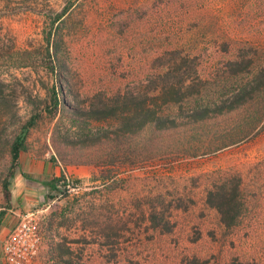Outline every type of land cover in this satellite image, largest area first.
I'll return each mask as SVG.
<instances>
[{
  "label": "rangeland",
  "instance_id": "obj_1",
  "mask_svg": "<svg viewBox=\"0 0 264 264\" xmlns=\"http://www.w3.org/2000/svg\"><path fill=\"white\" fill-rule=\"evenodd\" d=\"M2 4L0 82L20 123L34 110L39 117L12 178L9 158L0 159V211L4 222L33 214L43 236L40 264H264V0ZM66 6L54 59L50 17ZM248 84L260 90L240 108L163 131L117 136L113 119L45 111L55 88L64 105L83 111L124 96L159 105L177 98L159 114L182 122ZM172 85L190 95L161 97ZM93 135L102 139L83 143ZM63 173L83 190L49 193L46 184ZM236 182L242 210L225 227L206 195Z\"/></svg>",
  "mask_w": 264,
  "mask_h": 264
},
{
  "label": "trees",
  "instance_id": "obj_2",
  "mask_svg": "<svg viewBox=\"0 0 264 264\" xmlns=\"http://www.w3.org/2000/svg\"><path fill=\"white\" fill-rule=\"evenodd\" d=\"M2 3L3 0H0L1 7H5ZM67 11L68 6L50 17L51 32L47 34L46 41L49 45L51 42L53 44V52L49 55L54 59L57 58V53L59 52V48L57 47L60 35L59 24ZM53 34L55 38L52 40L51 36ZM52 64L53 62L50 61L46 66L50 71L55 70V67ZM187 89L188 88L177 89L175 85H172L163 88L164 93L161 97H173L179 91L181 92L182 97H187L190 95V93H187ZM259 90V88L254 90L249 84L245 85L239 88L237 92L233 93L230 97L219 103L198 106L190 113L182 116V122L177 120V118H169L159 114L161 106L169 102L175 104L178 102L177 98H171L172 100L165 99L162 105H159L154 100L152 103H148L143 97L124 96L117 97L106 104H101L100 108L98 105L95 106L94 104H90L89 108L83 111L77 107L70 108L64 105L55 88H52L51 90V103L50 106L45 107V111L48 115H53L58 111L60 106L61 111L64 112L66 110L71 117L76 119L83 118L84 120L89 121L113 119L117 123L114 131L115 135H131L142 131L148 126L154 127L157 131H163L175 129L182 124L200 123L210 118L222 116L232 110L240 108L248 99L252 98V94L255 93V91L258 92ZM29 102L34 109H38L37 104H35L33 100L29 99ZM38 117L39 110H34V112L23 123H20L21 117L18 114L15 98L5 90L4 85L0 82V159L4 157L9 158L7 178H12L18 171L20 156L27 152L28 149L26 142L28 131L34 127ZM100 139H102V137L96 135L91 137L86 136L83 143L93 145ZM61 180L62 174L58 177H52L46 184L48 192L58 194L59 190L56 185ZM8 185L9 183H7L6 180L3 181L1 189L4 202L10 204L11 193L8 189ZM238 187V182L233 183L230 188H227L226 184H223L218 190L209 191L206 195V204L216 209L220 221L225 227L233 226L242 210ZM5 213V210L0 211V224ZM61 254L62 253L59 252V255L56 257L58 262H61L62 260L63 256ZM187 264H198V261L192 259L188 261ZM204 264L207 263L204 262ZM227 264L235 263L231 262Z\"/></svg>",
  "mask_w": 264,
  "mask_h": 264
},
{
  "label": "built area",
  "instance_id": "obj_3",
  "mask_svg": "<svg viewBox=\"0 0 264 264\" xmlns=\"http://www.w3.org/2000/svg\"><path fill=\"white\" fill-rule=\"evenodd\" d=\"M58 196L77 195L83 186L66 173L56 185ZM43 236L33 214L19 218L4 238L0 250L1 264H40L42 260Z\"/></svg>",
  "mask_w": 264,
  "mask_h": 264
},
{
  "label": "crops",
  "instance_id": "obj_4",
  "mask_svg": "<svg viewBox=\"0 0 264 264\" xmlns=\"http://www.w3.org/2000/svg\"><path fill=\"white\" fill-rule=\"evenodd\" d=\"M55 177H58V176H55ZM10 221H11V223H10ZM16 222L15 221L13 222L12 220H8V221L4 222V217H3L1 224H0V235L4 234V230H6V228H7V230H10L16 224ZM11 224H13V226ZM7 232H9V231H7ZM6 235L4 236V238L6 237ZM1 246H2V244H1ZM0 249H1V247H0Z\"/></svg>",
  "mask_w": 264,
  "mask_h": 264
}]
</instances>
